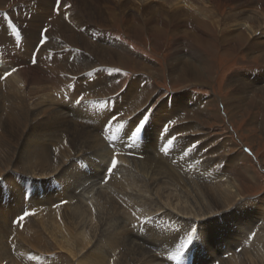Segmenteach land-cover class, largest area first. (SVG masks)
Returning a JSON list of instances; mask_svg holds the SVG:
<instances>
[{"label":"bare ground","instance_id":"6f19581e","mask_svg":"<svg viewBox=\"0 0 264 264\" xmlns=\"http://www.w3.org/2000/svg\"><path fill=\"white\" fill-rule=\"evenodd\" d=\"M104 1L108 0H101L100 7ZM110 1L116 5L114 9L108 8L111 3L106 6L109 17L129 20L131 15L124 11L134 8L149 35L180 15L196 21L217 17L210 0ZM231 1L236 3L233 13L213 24L225 29L228 38L222 43L240 37V29L235 28L242 27L248 42L255 41L248 49L252 55L263 46L254 36L264 31V14L261 9L247 8L254 0ZM63 5V17L76 9L71 0H63ZM37 9L35 13L19 12L28 26L38 17ZM96 11L102 10L95 6L92 12ZM7 15L17 19L12 10ZM2 18L0 14V76L12 67L18 70L0 79V264H62L63 256L71 264H264V196L251 200L240 196V180L255 182L256 177L241 167V157L227 152L220 155L229 139L218 145L197 126L188 101L198 106L201 116L207 105L200 97L184 90L172 103L160 98L153 105L142 82L146 76L157 80L155 72L161 69L148 64H143V74L134 71L135 80L114 96L109 92L116 77L113 69L123 67L128 55L123 46L101 44L99 40L106 38L89 32L88 38L73 35L69 40L65 36L71 48L60 50L53 38H61L60 32L68 29L55 21L41 49L39 44L30 45L38 46L35 49L21 44L18 54L10 46L15 34L9 29L12 22L7 23V34ZM63 22L71 28L76 20L71 16ZM191 25L198 32L197 24ZM182 27L180 32L172 31L181 36L179 41L190 34H184L186 26ZM33 51L37 64L31 60ZM188 51L189 57L179 56L182 62L168 61L169 81L208 87L203 73L208 65L203 67L195 48ZM17 55L29 59L14 64ZM257 55L264 62V53ZM55 63L61 68L52 67ZM230 80L233 90L219 98L228 120L245 99L247 87L253 85L235 76ZM263 88L256 93H264ZM212 96L210 103L214 104L217 96ZM114 97L128 103L129 109H114ZM179 103L181 111L190 112L176 115ZM260 105L258 115L264 117V100L258 99L256 106ZM145 116L149 117L147 124L136 133ZM173 137L168 151H163ZM110 140L116 145L107 149L105 143ZM141 155L144 160H138ZM113 156L118 165L108 172ZM91 165L96 174L90 178ZM65 171L70 175L59 176ZM57 177L62 185L58 186ZM25 211L35 215L18 225L16 220ZM193 228V241L181 248ZM178 251L179 258L172 259Z\"/></svg>","mask_w":264,"mask_h":264},{"label":"rangeland","instance_id":"374dc122","mask_svg":"<svg viewBox=\"0 0 264 264\" xmlns=\"http://www.w3.org/2000/svg\"><path fill=\"white\" fill-rule=\"evenodd\" d=\"M34 1L37 2L38 0H32V2ZM48 1L50 5L51 2H54V0ZM48 1L45 0V2L42 1L39 4L35 3L37 6H31L30 3L32 2H30L29 0H0V14H3L2 20L5 22L4 27L7 31V34V23L12 22L13 25L9 28L11 32L14 31L15 33L14 40H12L13 42L10 44L13 51L20 54L19 47L21 44H25L28 47H33V49L37 48L38 46L30 45L38 44L37 41L41 36L42 29H46V27L48 30V34L46 32L44 35L46 36L47 42V38L50 36V29L53 25L52 23H55V21H57L59 24H62L63 27L68 29L65 30L64 33L60 32L61 38H53L59 44V49L61 47L65 49L71 48L67 39L64 38L65 36H67L69 40L70 37H73V35L76 37H81L80 35H84L86 36V38H88L89 32L92 36L99 35L100 38H106L105 40H99V42H102L101 44L106 43L108 46H123L124 50L126 49L125 51L128 53V55L124 61L123 67H117L113 69V71H115L116 73V77L115 79H113L112 89L109 90V92L114 96L121 95L130 80H135L136 77L134 76L135 74H133L134 71L136 74L140 71L141 74H143V64H148L151 67H157L156 69H161L155 72L158 75L157 80H154L151 76H146L144 77L145 83L142 82V86L147 89V91L143 92L149 95L148 97H150V101L152 98L153 105H155V103L159 101L160 98H168V103H172V100L174 98L179 99L181 97V91L184 92V90L189 92L192 91L194 92V94H199H192V97H200V101L207 105V107L205 106L206 112L203 113V115L199 116V110H197L198 106H196L192 100L188 101V107L191 110V117L195 115L193 118H196L195 122H197V126L205 129V132L210 137H212L214 142H216L218 145H222V142L229 139V143L226 144L225 149L219 150L220 155H223L227 152L231 153L233 156L241 157L242 165L240 164V162L239 165H241L242 168L247 169L248 171H252L256 177L255 182L250 181L248 178H242L240 180L242 186L240 196L242 198H245L246 200H251L252 198L257 196H264V117H261L262 115H258L263 105H260L259 107L256 106L258 103V99L264 100L262 99L264 93H256L264 87V62H261L256 58L258 57V53H264V31L259 35L254 36L257 41H261L263 46H261L257 51H254V54L251 55L250 53L252 52H249L248 49L251 46H254L253 43L255 41L254 39L252 41L250 40L252 44L251 42H248L247 33L243 30L242 27L235 29H240L237 30L239 31L238 33L240 34V37H245H243L242 39H240V37H231V40L229 39V41L222 43V39L228 38L226 37L225 29L221 30L218 25L215 26L213 24V21L215 22L221 16H227L228 14L233 13L234 9L236 8L235 2L231 0H210L211 5L218 13L215 14L217 15V17L212 15L209 18L211 19L209 21L201 19L196 21L197 19L194 20L193 17L185 19L180 15L177 19L175 17L176 20L173 19V23L164 26L162 29H159V26H157V29L155 28V31H153V33H150L149 35L147 32H145L146 30H144L142 21L137 20L139 16L135 12L134 8L128 9L127 12L124 11L125 15H131V17H129V20L126 19V16H122L121 19L116 20L113 19V17H109L106 10V6H108L109 3H111L112 6H108V8L114 9L113 5L116 4L113 1H104L102 7H100L99 3L101 0H71L73 6L76 9L74 10L73 14H67L63 17L61 12L57 14L52 10V6L47 3ZM95 6H99L102 11H96L93 13L92 11L94 10ZM246 6L250 10L257 11V9H261L264 14V1L254 0L252 4H248ZM36 8L40 9V11L39 9H37V14L39 15L35 18L34 22L31 23V26H28V21H25L24 17H21L19 15V12L22 13L21 9H26L27 11L32 10L33 13H35ZM10 10H12L15 15H17V19L10 15L8 17L7 12ZM71 16L75 17L76 22H73V26L69 28L64 24L63 19L65 21H68ZM7 18H9L10 20L8 21ZM88 21L91 23H89ZM190 23H193L194 25L195 23L197 24L196 28L198 32L194 30V27ZM182 25H185L187 27H185L184 29V34H186L185 32L189 31L190 34L188 36L185 35L187 37L179 41L181 36H174L172 31L174 32L175 30H178L180 32L183 28ZM132 26V29L127 30ZM24 31H32V33ZM257 37H259V39ZM92 43L99 45V43H96L94 41ZM56 47L58 46H51V49ZM41 48L42 46H40L38 49ZM190 48H195V52L198 55H201L203 67H205L204 65H208L204 68L203 71V73L206 74L204 75L206 76V78L204 79V84H207L208 87H204V85L201 87H195L192 86L191 83H183L181 85V83L175 84L169 81L168 76L171 75L168 74L167 70L168 61L173 60V58L179 59V56H185L186 58L189 57L188 50H190ZM51 49L49 50L50 52L52 51ZM175 49L180 55L177 54L176 51H174ZM81 52L79 51L77 53L81 54ZM5 54H8V50H5ZM31 56L32 63L37 64V56L34 51L31 53ZM26 58L29 59V57ZM26 58L21 59L19 55H17V57L14 56V64H16L17 61L21 63L26 62ZM33 60H35V62H33ZM178 62L182 61L179 59ZM52 65V67L61 68V65H59L58 63ZM12 68H15L16 71L18 70L17 67ZM0 69H2L1 66ZM99 72L100 71H98L97 73ZM233 76H235L236 78L238 77V79L242 82L246 81V83H253V85L250 84L247 87V90L249 91L245 93V99L240 102L237 111L232 110L234 117L228 120L223 106L221 105V103H219V98L226 97L233 90V87H231L230 85V78H232ZM184 85H189L190 87L186 88ZM178 91L180 93H176ZM138 92L139 91H137V93ZM214 94L217 96V100L214 104H212L210 103V101L212 100V98H214V96H212ZM113 101H115V104L113 105L114 109H120L124 112L129 109L130 105L128 103H124L123 100L114 97ZM179 105L181 107L177 109V111H179L178 114L175 112L176 115L183 116L184 114H186V112H190V110H186L185 112L181 111L183 107L181 103H179ZM258 124L260 125L257 128ZM106 142L107 143H105V145L107 149L108 147L110 148L111 146H114V144L116 145L115 142L114 144L111 143V140ZM245 149H247L248 151H245ZM136 157L137 156H135L134 158ZM144 158L145 156L141 155L139 156L138 160H144ZM98 164L99 163L96 160L95 165ZM80 168L85 171V165L80 166ZM102 170L103 169H100V171ZM57 173L53 175L56 176L58 175ZM95 174V168L91 165L88 171V176L91 178L94 177ZM65 175H70V173L68 171H65L62 172L59 176L64 177ZM59 180L60 178H58V186L62 185L61 183H59ZM58 188L61 189V187ZM56 189L57 188H51L49 191H56ZM32 190L34 191L33 188ZM62 260V264H71L69 263L70 260L65 256H63Z\"/></svg>","mask_w":264,"mask_h":264},{"label":"snow or ice","instance_id":"6c2138e0","mask_svg":"<svg viewBox=\"0 0 264 264\" xmlns=\"http://www.w3.org/2000/svg\"><path fill=\"white\" fill-rule=\"evenodd\" d=\"M65 7L63 5V0H54V4L52 6V10L59 14L62 10V8ZM67 7H71L70 5H68ZM48 30L47 29H42V33L40 38L38 39L37 43L40 46H43L44 43H46V36L44 35ZM33 62H35V60H33ZM16 69L13 68L11 70V72H15ZM118 71V70H117ZM11 72L6 73L4 76H0V79L5 78V76H10ZM83 100V97H81L79 100H76V103H80ZM149 117L145 116L138 124V126L135 129L136 133H141L142 129L144 128V126L147 124ZM170 123L175 124V121H171ZM107 124V123H106ZM105 124V125H106ZM110 139V138H109ZM176 139L175 137H173L172 139H168L167 143L165 146H163V151L167 152L168 151V147L172 145L173 140ZM245 151H248L247 149H245ZM110 164L111 167L108 169V172H112L113 170H115L117 168L118 165V161L117 159L113 156L110 159ZM31 215H35V212H30V211H25L22 215H20L18 217V219L16 220V223L19 225L22 221H24L27 217L31 216ZM195 228L192 229L191 232H188L186 234V238L183 242V244H181V248H186L189 244H191V242L193 241V234L195 233ZM179 258V251L177 252L176 256H173L172 259H178Z\"/></svg>","mask_w":264,"mask_h":264}]
</instances>
